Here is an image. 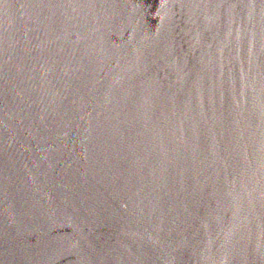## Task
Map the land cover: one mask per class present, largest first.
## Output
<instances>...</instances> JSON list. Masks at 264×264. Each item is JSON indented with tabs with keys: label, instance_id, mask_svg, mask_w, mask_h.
Instances as JSON below:
<instances>
[{
	"label": "water",
	"instance_id": "1",
	"mask_svg": "<svg viewBox=\"0 0 264 264\" xmlns=\"http://www.w3.org/2000/svg\"><path fill=\"white\" fill-rule=\"evenodd\" d=\"M0 264H264V0H0Z\"/></svg>",
	"mask_w": 264,
	"mask_h": 264
}]
</instances>
